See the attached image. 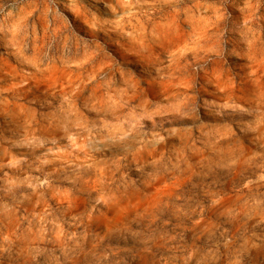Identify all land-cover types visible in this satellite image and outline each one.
Returning a JSON list of instances; mask_svg holds the SVG:
<instances>
[{
    "label": "clouds",
    "instance_id": "1",
    "mask_svg": "<svg viewBox=\"0 0 264 264\" xmlns=\"http://www.w3.org/2000/svg\"><path fill=\"white\" fill-rule=\"evenodd\" d=\"M97 3L91 35L70 26L106 43L109 17L140 10L139 71L79 107L43 101L47 135L26 122L14 144L55 150L10 165L44 179L0 178V264H264V0ZM27 7L0 0V30Z\"/></svg>",
    "mask_w": 264,
    "mask_h": 264
},
{
    "label": "rangeland",
    "instance_id": "2",
    "mask_svg": "<svg viewBox=\"0 0 264 264\" xmlns=\"http://www.w3.org/2000/svg\"><path fill=\"white\" fill-rule=\"evenodd\" d=\"M27 4L26 12H31L22 32L13 35L9 29L0 30V178L5 174L12 179L24 178L25 175L44 179L41 172L26 170L23 163L10 166L21 156L25 160H32L42 155L50 143L41 148L19 146L13 142L24 135L26 122L33 121L31 127L44 132L47 120L42 119L46 112H42L40 104L53 101L48 107L59 103L62 93L72 92L76 106L90 96H99L104 87H122L127 80L135 79L139 71L140 60L137 52L139 48V26L144 23L140 10L132 7L121 10L119 15L109 17L115 23L108 33L106 43L96 41L89 44L79 37L70 26L73 22L88 30L91 35L93 29L90 24L94 19H100L97 9H103V4L97 0H20ZM67 12L68 20L63 14L56 12L54 3ZM134 0H129L133 3ZM202 4H214L217 0H200ZM257 3V0H251ZM264 8H257V12ZM168 10L161 8L159 12H152L157 19L167 15ZM177 31L187 25V21H174ZM21 36L23 38L21 39ZM23 53L28 62H23L17 50ZM179 55L184 54V48L177 45L175 49ZM158 49H153V55ZM127 64V67H124ZM97 85L104 87L98 88ZM251 86V85H250ZM63 161L57 160L52 164L43 165V172H50ZM31 191V189H27ZM34 202V200H33ZM37 208H40L37 205Z\"/></svg>",
    "mask_w": 264,
    "mask_h": 264
}]
</instances>
